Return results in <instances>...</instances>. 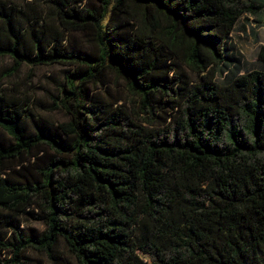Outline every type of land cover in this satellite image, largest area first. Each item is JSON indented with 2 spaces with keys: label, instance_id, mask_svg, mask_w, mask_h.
<instances>
[{
  "label": "trees",
  "instance_id": "1",
  "mask_svg": "<svg viewBox=\"0 0 264 264\" xmlns=\"http://www.w3.org/2000/svg\"><path fill=\"white\" fill-rule=\"evenodd\" d=\"M263 13L264 0H0L7 76L68 67L46 106L67 120L0 93V264H61L62 251L264 264V44L243 72L232 41Z\"/></svg>",
  "mask_w": 264,
  "mask_h": 264
},
{
  "label": "rangeland",
  "instance_id": "2",
  "mask_svg": "<svg viewBox=\"0 0 264 264\" xmlns=\"http://www.w3.org/2000/svg\"><path fill=\"white\" fill-rule=\"evenodd\" d=\"M232 36L237 52L243 59V72L255 68L259 47L264 44V14L258 17L245 15ZM74 38L81 42L83 35L75 34ZM12 64L11 58L6 57L0 60V93L15 92L28 97L36 116L42 121L57 123L67 120L68 117L63 110H49L46 106L53 104V96L57 94V82L63 78L68 67L63 64L30 66L23 63L17 72L7 76ZM109 86L123 99L131 98L125 89L124 81L114 73H109ZM27 224V229H34L36 232L44 229L40 222L31 221ZM32 256L35 258V264H54L46 256L35 253ZM61 257L63 260L61 264H78L75 257L67 251H62Z\"/></svg>",
  "mask_w": 264,
  "mask_h": 264
},
{
  "label": "crops",
  "instance_id": "3",
  "mask_svg": "<svg viewBox=\"0 0 264 264\" xmlns=\"http://www.w3.org/2000/svg\"><path fill=\"white\" fill-rule=\"evenodd\" d=\"M264 14V13H263ZM263 14H260V15H263ZM259 15V16H260ZM258 17V16H257ZM234 32H235V30L233 31V33L232 34H234ZM232 41H233V43H235V40H234V37L232 36Z\"/></svg>",
  "mask_w": 264,
  "mask_h": 264
}]
</instances>
